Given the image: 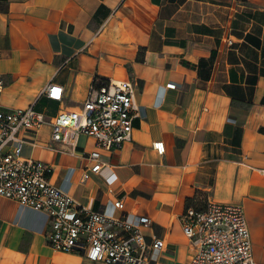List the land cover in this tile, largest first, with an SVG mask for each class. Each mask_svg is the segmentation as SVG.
<instances>
[{"label":"crops","instance_id":"1","mask_svg":"<svg viewBox=\"0 0 264 264\" xmlns=\"http://www.w3.org/2000/svg\"><path fill=\"white\" fill-rule=\"evenodd\" d=\"M0 76L1 109L48 120L97 81L131 82V142L107 152L80 135L68 150L43 125L20 134L37 143L22 156L50 165V183L83 207L118 216L122 199L129 220L148 217L146 241L166 244L159 264H189L179 217L192 198L239 204L264 264V0H0ZM50 83L62 103L43 95ZM95 150L104 166L91 173ZM48 228L44 212L0 197V264H100L53 251Z\"/></svg>","mask_w":264,"mask_h":264},{"label":"built area","instance_id":"2","mask_svg":"<svg viewBox=\"0 0 264 264\" xmlns=\"http://www.w3.org/2000/svg\"><path fill=\"white\" fill-rule=\"evenodd\" d=\"M98 83L88 88L76 109L62 108L49 120L32 106L0 108V197L47 214L46 240L55 252L76 254L100 264H159L155 254L163 252L166 244L158 238L146 241L142 230L151 225L148 217L129 220L122 199L113 203L120 212L118 216L83 207L50 183V165L22 156L25 144L36 147L37 143L20 134H38L43 125L51 128V143L68 150L76 147L80 135L93 138L96 148L107 152L131 142L133 121L139 117L134 85ZM4 87L0 76V93ZM42 93L50 101H63V89L56 84H48ZM152 149L160 156L164 153L162 142H154ZM88 160L93 162L91 173H98L104 166L98 150L91 152ZM258 172L264 176V169ZM87 178L84 172L82 180ZM179 224L192 252L189 264H256L241 205L199 196L195 205L184 209Z\"/></svg>","mask_w":264,"mask_h":264},{"label":"trees","instance_id":"3","mask_svg":"<svg viewBox=\"0 0 264 264\" xmlns=\"http://www.w3.org/2000/svg\"><path fill=\"white\" fill-rule=\"evenodd\" d=\"M99 83H101V82H99ZM196 204V198H192L189 202H188V205L187 206H189V205H195Z\"/></svg>","mask_w":264,"mask_h":264}]
</instances>
